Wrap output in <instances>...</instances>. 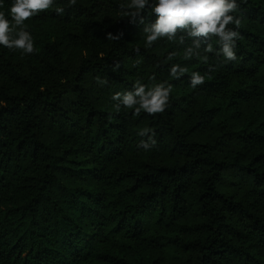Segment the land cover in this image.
Returning <instances> with one entry per match:
<instances>
[{
	"label": "trees",
	"instance_id": "obj_1",
	"mask_svg": "<svg viewBox=\"0 0 264 264\" xmlns=\"http://www.w3.org/2000/svg\"><path fill=\"white\" fill-rule=\"evenodd\" d=\"M129 2L54 0L32 54L0 46V264H264V0L231 61L190 27L146 45L155 0ZM137 82L163 113L112 99Z\"/></svg>",
	"mask_w": 264,
	"mask_h": 264
},
{
	"label": "clouds",
	"instance_id": "obj_2",
	"mask_svg": "<svg viewBox=\"0 0 264 264\" xmlns=\"http://www.w3.org/2000/svg\"><path fill=\"white\" fill-rule=\"evenodd\" d=\"M53 4L54 0H11L8 9L10 18L6 17L4 11H0V46L19 50L24 54H32L35 51L34 40L27 30L26 21L47 11ZM69 4L75 5L76 0H69ZM147 4L148 0H130L127 7L135 11L126 12L124 15L135 16ZM238 9L237 0H155L151 11L156 16V20L150 29H146L150 32L146 37V45L150 46L152 42L165 35L171 38L178 29L190 27L191 36L216 38V42L220 45L218 56L222 54L226 61L235 60L236 41L240 38V34L229 25L234 24L237 28L239 27L241 21L233 15ZM55 11L57 14H62L64 9L57 7ZM205 51L212 52V45L209 44ZM203 59L207 61L206 56ZM185 71L187 69H180L181 73ZM171 73L173 75L177 73L176 66L172 67ZM204 80V76L194 72L191 86L202 84ZM170 93V85L165 87L164 84H156L146 91L145 86L137 82L134 92H126L123 95L117 92L112 99L121 101L125 108L134 109L137 115L141 111L155 115L165 111ZM117 108H119L118 105ZM138 135L147 137L141 141L139 147L150 150L155 146V140L152 139L154 133L151 129L143 128Z\"/></svg>",
	"mask_w": 264,
	"mask_h": 264
}]
</instances>
